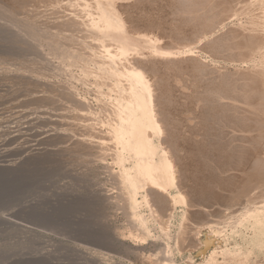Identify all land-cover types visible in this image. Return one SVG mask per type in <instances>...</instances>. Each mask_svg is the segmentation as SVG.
<instances>
[{"label":"bare ground","instance_id":"1","mask_svg":"<svg viewBox=\"0 0 264 264\" xmlns=\"http://www.w3.org/2000/svg\"><path fill=\"white\" fill-rule=\"evenodd\" d=\"M13 1L14 0H3V3L2 2H1L2 4L0 3V9H1V13L3 12L4 15L5 14L7 15L9 13L8 15L11 16V20L10 19L8 20H10L11 22L14 21L12 22V26H14L15 21H16V24L17 23L19 24V25L17 24V26L15 25L16 26V27L14 26L15 28L7 27L9 29V32L12 35H15L19 39V41L17 40L19 43L22 41L24 43L26 42L24 45L26 44L31 45L33 44L34 40L37 41V38L38 40H41L43 38L41 34L44 33L43 35L47 41L44 38L43 39L49 45V46L47 45L49 47V48L47 47L48 48L47 50L50 49L49 51L55 54L54 58H56L57 55H59L58 56L59 58L60 54L64 55L65 56L64 58L66 60H69L70 63H72L73 65L77 62V58H79V60L81 59V57H78L77 55L78 50L68 51L69 48L66 50V48H64L63 42H68V43L70 42L71 43L70 45H72V43L81 44L82 46L85 45L84 47L87 48V50H90L92 53L93 51L96 52L95 53L96 57L94 56L95 59L94 58L92 59L91 55L93 54H90L91 56L90 59L88 58V54L87 55L84 54V57L87 56L89 61L86 59L88 61L87 66H86L85 65L86 61L84 60V64L82 66L85 65L89 69H87L86 67H82L83 71L81 72L84 73L82 74V76L84 75L85 78L90 77V76H94L95 78L96 85H97L96 86L97 92L96 90L93 91V89H91V91L97 93L96 95H97L98 105H99L98 108H94L93 105H91L92 102H89L91 103L89 104L86 100L80 99L78 97L80 94L77 91H75V87H78V86L76 85L74 87L73 85V80H76L77 77H79L77 76L78 74L75 75L72 73L75 70H72V72L67 71V73L68 72L69 73L68 75H65V76L63 75L65 74L63 72L65 70H69V68L62 69L61 71L64 70L63 72L61 71L54 72V71H51L52 69L50 70L48 67L45 68L44 66H42L46 70H41V71L38 70L39 69L37 68L38 65H40V67L42 65V64H38L40 60H43V63L45 64V66L54 64L52 63V60L50 61L51 56L49 55V52L47 50H46L47 52L45 51L48 54L47 55L46 53H44L45 48L44 49L42 48L43 50L39 49V47L37 46L38 43L33 49L35 48L38 49V50L36 49L37 52L35 53L39 57L36 56L35 54H32V55H35V57L38 58L36 60H39V59L40 60L37 61V63H35L36 65L34 63H31L33 65L29 64V66H34V65L37 66L36 70H38V71H33V69H31L34 74L31 80V87H33L36 91V92L35 91L32 92V93L35 92L33 94V99L36 102L46 101L45 103L49 104L48 106L52 107L53 104L50 105V102L48 103V100H50V97H52L51 101L54 102L53 101L55 100V98L53 99V96H54V97H60L59 99H62L59 102L63 101L65 107L71 109L72 111L71 113H73V116L76 111L84 110L83 112L81 111L82 114H84V116L81 115L82 116L81 117L79 113L76 116H80L81 118H83L86 115L87 119L86 118L84 119H86L85 126L87 127V131L84 130L85 134L83 135L82 139H73L74 137L73 138L71 137L72 140H70L69 143H67L68 141H66L67 144L63 143L66 145V148L69 149V151H71L70 153H67L66 155L71 154L72 152H75V153H79L80 155H84L88 158V157H91V155H94L95 154L94 152H96V154L93 157L96 165L104 164V166L107 167V169L109 170L107 171V173L111 172L112 174L113 181L111 182H114L113 185L115 186L114 188H111V189H115L113 191L110 188L105 189L104 187L97 185V187L94 186V187L86 188L87 190L85 189L86 191L85 192L83 191L84 193H77L76 191H73L69 187L70 185L62 186L61 191L59 193L62 195H69L70 197H73L77 203L80 202L81 206H79V210L81 209V211L85 212L87 209L86 207H88L89 203L92 204L93 206H95L97 203H98L97 205H103V206H106L107 204L115 203L118 206L117 209L124 211L126 213V216L128 217V220L130 219V221H132L133 225L136 228L143 231L142 233L145 236L151 235L148 228H149V225L151 224L150 221L153 220L155 223L159 224L158 228L161 225L163 236L165 238H168L170 240L171 238L172 239L174 238L176 239L175 241L182 242L183 240H185L184 238L189 234L188 229H190L187 227L188 225L186 221L189 222V225H191L192 223L195 224V222L192 221L193 219L192 217L195 216L194 219H196V217L198 218V215L200 214L210 215L212 211L217 208L216 207L217 205L223 206L224 204H226L224 203L223 205H219L221 201H224L223 199H221V196L224 195L222 194V192L224 191L221 192V190L227 189L228 187L227 184L229 182L228 180H231L229 179V177L233 176L234 174L237 177V174L234 173L231 176L230 175L226 176L224 174V177H220V176H223L221 175L222 173H227L229 171L236 172L237 170H240L241 172H244V173L246 172V174L248 175L247 178L250 184H251V180L255 176H259V177L261 176L260 177L261 184H264V151H263L264 149L261 152H257V153L255 152L256 154H253L252 150L250 149V148L256 149V145H259L258 142L261 143V141L264 140V0H159V3L162 4L163 6L164 5L169 6L167 7L168 9L170 8V10L168 11L169 12L168 16L170 15L171 18L174 17V19H176V21L175 20H174L175 22L172 21L173 23L171 24L172 25L171 28L176 31L174 32L175 34H172V36L176 35L178 30H180L178 34H181L180 32H184L187 30L189 36L191 35L190 38L184 39L183 37V39L186 40L185 41L186 44H183L184 40L182 42L180 41V43H182L181 47L179 43H178L179 47H176V46L167 47L164 45H160L162 44L163 40L158 42V39L160 37L158 38L156 36V38L153 39L152 34L149 35V38L152 37L150 41L146 39L144 40L143 36H140V38H138L139 36L136 37L138 34L145 33L146 31L143 32L142 29H139V31H142L139 33V31H137V28L136 29L133 28V30L131 29L133 19L131 20V25H130L127 15L124 14L126 16L124 17V15L120 12V7L122 6L123 3L120 4L119 0H118L119 2L117 0H82V1L76 0L75 2H72V5L73 3L75 4L77 2L78 4L79 2H81L80 4L77 5V8H78L77 10H79V8H81L79 11H82L84 9L86 10L85 12L83 10L85 14H83V12L82 13L73 12L75 9H73L71 12H68V11L66 12L64 10H61V11H64V13H60L61 12L59 11L60 9L57 10L56 6H55L56 8L54 7L51 8L49 4H48L49 7L46 6L47 3L53 4L54 1L55 3L56 2L58 3L62 0L60 1H56V0L54 1L53 0H15L14 1L15 4L20 3V6L24 7L23 9H25V13L26 11H29V9L31 10V15L33 16V19L31 20V22L29 21L30 22L29 24L18 21L17 18L19 19L20 17H16V15L13 14L12 12L13 9L12 11L9 9L11 8L9 6L13 4ZM69 5H70V0H69ZM15 6L20 8L18 4ZM65 8H68V7H65ZM92 8L95 9L98 14L96 12L94 13L95 10H93ZM21 9L22 8H20V10ZM23 9H22V12H23ZM158 9L160 10V8ZM20 10H19V13L21 15ZM91 11H93V13ZM155 12L153 14H155ZM163 12H166V11H163ZM3 13L0 14L2 15L0 17L1 19L4 17ZM94 14L96 15L94 16ZM8 15L6 17H8ZM98 15L100 16L98 17ZM12 16H14V18ZM138 16H141V14H139ZM150 17H152L153 19V15ZM26 18L23 17V19L25 20ZM146 18H148V16L145 17V19ZM232 18H235L234 20L235 22L237 20V22L236 23L234 22L233 26L231 25L232 27L229 26L230 28L228 27L224 31L223 28L225 27V23L227 22V20H230V19L232 20ZM23 19L22 21H25ZM4 21H5V17H4ZM148 23L149 22H147V24ZM150 24H152V22H150ZM153 25H155V23H153ZM0 26H4V24L0 23ZM41 27L43 28L57 27V28L56 29L54 28V30L56 31H54L53 35L51 36L49 35L51 33H48V32H43V31L38 32L39 31L38 28L41 29ZM153 27L156 28L157 26H153ZM134 29L137 31V35L136 33H134L136 36L132 33ZM143 30H145V28H143ZM159 30L157 29V31ZM218 30H221L220 33L216 32ZM148 31L153 32V30L151 29L147 30V32ZM163 32L165 31H162V33ZM159 35H161V33H159ZM177 35L176 37H178ZM165 36L167 35L165 34ZM39 37H41V39ZM11 38L9 40H11ZM85 38H87L88 40ZM172 38L174 39L175 37H172ZM179 38H181V36ZM175 39L177 40V38ZM175 39L174 41H176ZM187 39H190V41L194 40L195 42L196 41L201 42L200 47L202 49L205 48L204 51L206 50L208 54L211 53L210 56L212 57V61L222 58L225 60L227 59L228 61H231V62L238 63V61H243L244 63L247 62L248 64L250 62V65L252 63L253 65L251 68L253 70V72L251 71L252 74L251 72L249 73L250 77L248 76V74H245L249 71L250 69L249 67H246L248 69L247 72L240 73L241 71H239V69L242 67L238 68L237 66L238 70L235 69L236 73L233 71H230V72L231 73L233 72L232 74L234 73L238 74V76L236 75L235 77L234 75L233 78L232 77L230 78L229 76H232V74H230L229 71L226 70L227 68L225 69V72L227 73H224V70H222V68L218 65V63L217 65H213V66L211 65L213 67L212 68L210 65L208 66L207 62L204 61L203 59V62L205 63H201V64L203 65L207 64L208 68L212 69L213 71L212 73L217 71L216 73L218 74L213 75L210 72L211 69H208L207 66L204 67L201 64H198L201 62V61L197 62V60L200 59V57H198V59L196 60L197 57L194 56V55H197V53L194 54V49L197 46L195 45L192 46L191 44L192 42L188 44L187 41L189 40ZM169 40L165 41V43L167 42L170 43ZM108 42L110 45L114 43L115 47H112L110 49L111 46H114V45H111L109 46V48H107ZM6 44H10V43H6ZM20 44H23V43H20ZM202 44H203V47L201 46ZM11 46H14V45L11 44L10 47ZM16 46H20V45H16ZM76 46L77 45H74V49H76ZM71 47L70 49H73ZM25 48H22V49H25ZM77 48L79 49V47ZM98 48L100 49L98 50ZM201 48H200V51H201ZM62 49H64L65 52H63L64 50L62 51ZM28 50H32V49H28ZM28 50H26L27 54H28ZM233 50H236V52L238 50L237 53L238 54L240 53V55L236 57L234 56V54H231ZM228 52L230 53L228 54ZM190 54L191 55L193 54L194 57L191 56ZM187 55H189L190 58L193 57V59L196 61L195 64L193 63L194 61L192 62L193 64V65L191 64L192 67L189 66L191 67V69L188 68L190 71L186 70L187 68H182V66H185V65L182 64L181 58L178 61H173L174 57L179 58L180 56H183L185 58V56L187 57ZM27 56L28 55H26V57ZM159 56L160 57L162 56V58L165 57L168 62L166 63L168 67H164L166 68L165 70H167V73L165 72L166 76H162L160 72L161 70L159 71L160 68L158 66L160 65V63L158 64L156 60V58L159 60L158 58ZM35 57L31 58V60L35 59ZM82 57H83V54H82ZM29 58L30 57H28V60ZM187 60H189L190 62V59H187ZM58 61L60 62L59 59ZM80 61L83 62V60H80ZM80 61L78 62L80 63ZM191 61H192V58H191ZM217 61H220V60H217ZM25 62H27V60ZM61 62L63 64V61ZM90 62L93 63V66L96 65V67L91 68V66L88 64ZM208 62L210 63L211 61H208ZM162 64L166 65L165 63H162ZM189 64L190 63H188V65ZM57 67H55V70L59 69V68L57 69ZM61 67L64 68V66H61ZM97 67H98L97 70L93 69V68L96 69ZM186 67L188 66L186 65ZM162 70L164 69L162 68ZM241 70H244V69H241ZM209 72L211 74H209ZM31 74L32 73H30V76ZM172 75L174 76V78ZM82 76H81V81H83ZM170 76H172V79H173L172 82H170L171 80L169 81L167 80L168 77L171 79ZM182 76L184 77V79L189 78V81L188 82L185 81L186 83H184V81H182L181 79ZM185 76H189V77H185ZM251 76H253L252 78L255 81H258V84L256 83L257 85L254 84L255 82L251 78ZM238 77L239 79H237ZM243 77L246 80L241 81ZM249 78H251L252 81L251 79L249 80ZM238 80H240V82L237 83L236 81ZM247 80H249V83ZM243 81H246L247 85ZM251 82H253V85L251 84ZM243 85H244V88H243ZM84 92H87V91H84ZM38 93H41V94L37 95ZM77 93L79 95H77ZM46 96L49 97V99L47 98L48 100L45 99ZM85 98L87 97L85 96ZM95 98L93 99L96 100ZM42 99H44L45 101H43ZM55 101H58V100H55ZM59 102L58 103L55 102L57 103V106H59L60 104ZM42 105L43 106L39 105V108L45 107L43 103ZM64 105H61L62 107L60 106L61 113L63 112L62 109H64L63 107ZM55 106H53L54 109L57 108ZM39 108H37L38 111H39ZM49 108L47 107V109ZM41 111L43 112V110ZM56 111L53 112V114L57 113ZM68 111L69 110H67V112ZM67 112H64L65 116L67 115L65 114ZM50 116L52 115L50 114ZM50 116L48 117L51 118ZM61 116H63V114ZM63 118L61 117V119ZM72 119L73 118H70L68 119V121L63 119L65 122H63V120L60 122H63L65 126L67 125V122H68V125L70 126L69 121ZM75 119H78V118H75ZM47 120H50V119H47ZM43 121L45 122V119H43ZM78 121L80 120L78 119ZM33 122H35V120ZM49 122L50 121L46 123L48 124ZM54 122H57V121L54 120ZM39 124L41 123L38 122V125ZM51 124L52 123L48 125H51ZM73 125L74 124H72V126ZM80 125L82 124L80 123ZM80 125H78L77 130H76V127L74 128L73 126L75 131H79V129L82 131V129L79 128L81 127ZM60 126H61V123H60ZM63 128L65 129L64 126ZM67 129L70 130V127ZM34 130H36V128ZM59 130L61 131V133L64 132L61 130V128ZM71 131H72V128H71ZM50 132H52V130H50ZM54 132L56 133L57 131H54ZM76 133H73V134L76 135ZM73 134L71 136H74ZM45 137H48V136H45ZM62 138H65V137H62ZM67 138H65V140H67ZM61 141H64V139ZM56 143L57 142H55L54 144ZM60 143L61 145H63L62 142ZM60 143H58L59 147H60ZM42 144H44V142ZM54 144L52 142V145ZM239 144L242 147H240ZM260 146L261 145H259V147ZM59 147L56 146L57 150L59 149ZM262 147H264V145ZM52 148H48V150L50 151L51 149L52 150L51 152H53V150L55 149H52ZM236 151H238L237 154L239 155V156L236 155L237 157L235 156ZM63 158L61 160H63ZM69 158H72V157H69ZM78 158H76L77 161L79 160ZM246 160L247 162L249 161L251 165L249 167V170L243 171V168H242L243 166L241 167V164L242 165L245 164L242 162ZM56 161H59V160H56ZM82 161H85V159ZM90 161L91 160H89L90 164L88 165L92 164ZM79 162H78V165H79ZM73 164L74 163L72 161L71 165ZM48 166L50 165L48 164ZM63 166L64 165H62V167ZM68 166L69 165H67L66 168ZM70 167H68V169L66 170V176L71 177V178L76 177L73 167L71 168ZM82 171L84 170L81 169V172ZM86 173L88 172L86 171ZM83 175L87 176L86 174H83ZM100 177H98V179ZM112 178H110L109 181ZM255 178L256 179H254V181L256 180L255 182L257 183V180L259 181V179H257V177ZM236 179H238V177ZM244 179L247 181L246 177H244ZM233 180H231L230 182L232 183ZM225 181H228L227 184L225 183ZM98 182L100 183V181ZM221 184L222 185L226 184V185H223L226 187L223 188ZM230 186H233V185H229V187ZM111 187H113L112 184H111ZM235 187L237 188V186ZM248 187L249 185L246 184L244 186L243 191L245 192ZM261 187H263V185ZM250 188L252 189V187ZM257 188H258V185H257ZM261 191H259V193L263 192ZM228 192H229V188L227 189V193ZM227 195H229V193L226 194L225 197H227ZM248 195L250 194L248 193ZM245 196L244 198H246ZM260 197L262 198V196ZM253 201L255 202V200ZM43 203H46V202L44 201ZM178 205L183 206L182 221L181 223H179L180 225L178 224L179 227L177 226L178 230L176 229L177 230L176 233H172L171 224H172L173 218L175 217V212L177 210ZM228 205L229 204H227L226 206ZM144 208L149 210V214L142 212ZM101 209L102 211H105L103 210V208ZM34 210H37V208ZM93 210L94 209H92V211ZM113 210L114 209H112V211ZM118 210H116V212ZM244 212L245 213H243V216L239 220L238 225L240 224L242 226L243 225L245 226L247 224H252V226H255L258 229L256 243L258 246H260V248H264V200L263 201L261 200V204L254 203L252 207L245 209ZM59 214H57V217L59 216ZM228 215H231V214H228ZM202 216H201V219L203 218ZM212 217H213V214H212ZM225 218L227 219V216ZM203 219H205V216ZM208 222H206L205 224L209 226H206L205 228L200 226L201 229H197L198 233H196V235L198 234L199 239H201L203 242L209 245L217 238V236L215 237L213 233L219 232L220 234L221 232L224 231L223 230L224 228H222V226L220 225L221 222L217 223L218 222L217 221L216 222L217 224H214V222L213 224H211L212 221H210L209 222L210 224H208ZM201 225H203V223ZM197 228H199V226ZM193 230H192V234L194 232ZM185 233H186V236H184ZM198 237L196 238L198 239ZM191 240L193 241V239ZM196 241H199V240H196ZM176 246L179 247L178 245ZM193 247H190V248H193ZM167 248L170 249L171 247H167ZM163 252H167V251L165 250ZM168 253L170 254V251ZM160 254L161 252L159 251L158 256H160ZM168 257H170V255H168ZM164 258L167 259V257H164ZM211 259L209 260V262L211 261ZM159 260H157V262ZM163 260L165 261V259ZM167 262L172 263L174 262V260L172 261L170 257L168 258ZM242 264H245V261L242 262Z\"/></svg>","mask_w":264,"mask_h":264},{"label":"rangeland","instance_id":"2","mask_svg":"<svg viewBox=\"0 0 264 264\" xmlns=\"http://www.w3.org/2000/svg\"><path fill=\"white\" fill-rule=\"evenodd\" d=\"M14 1H13V4L9 6V7H11L9 9L11 11L13 9V11H12L13 14H15L16 17L21 18V19L17 18L18 21H20L22 23L24 22L26 24L27 23L29 24L31 22V20L33 19V16L31 15V10L29 9V11H26V13H25V9H23L24 7L20 6V3L15 4ZM56 1H60V0H56ZM62 1H63V3H62ZM62 1H60L58 3L56 2L57 4L54 1L53 4L51 3L52 5L50 3H47L46 6L47 7L50 6L51 8L57 7V10L60 9L59 11L64 10L66 12L67 11L71 12L73 9H75L73 12L82 13L84 10L83 9L82 11H79L81 8H79V10H77L78 9L77 5L81 3L79 1H78L79 2L78 4L76 2L75 4L73 3V5H72V2H75L76 0H74V1L70 0V5H69V0H62ZM80 1H82V0H80ZM119 1L118 2L120 4L121 3L124 4V5L122 4V6L120 7V12L123 15L124 14L127 15L130 25H131V20L133 19L131 29L133 30V28H135V29L137 28V31H139V29H142L143 32L146 31L145 33H142L144 35H142V34L137 35V31L134 29V31L132 33L133 34L136 33L137 36L134 34L136 37L139 36L138 38H140V36H143L144 40L146 39V40L150 41V39H152V37L154 39L157 36L158 38L160 37L159 38L160 40L158 39V42L163 40L162 44H160V43L159 44L167 46V47H175V46L179 47L178 43L181 47L182 43H180V41L182 42L184 39L190 38L191 35L189 36L187 30L184 32H180L181 34H178L180 31V30H178L176 33V35L178 34L177 35L178 37H176V35L172 36V34H175L174 32H176V31L171 28L172 27L171 24L173 23L172 21H174V20L176 21V19H174V17L171 18L170 15H169L170 17L168 16V14H169L168 11L170 10V8L168 9L167 7H169V6L168 5L163 6L162 4L159 3V0H155V1H153V0H145V1H143V0L142 1L141 0H138V1H136V0H128V1L127 0H124V1L119 0ZM1 2L3 3V0H0V3ZM139 3H141V4H139ZM17 4H18V6H20V8L23 9V12H22V9L20 10L19 7L15 6ZM48 4H49V6H48ZM126 4L129 6H127ZM132 5H134V6H132ZM149 5H150V7H149ZM151 6H152V8H151ZM65 7H68V8H65ZM158 8H160V10ZM154 9L157 12H155ZM19 10L21 11L22 16L20 15ZM93 10H95V9H93ZM64 11H61L60 13H64ZM85 11L86 10H84V12ZM142 11H143V13H142ZM163 11H166V12H163ZM84 12H83V14H85ZM91 12L93 13V11H91ZM95 12H96V10L94 11V13ZM126 12H128V13H126ZM154 12H155V14H153ZM2 13H1V9H0V14H2ZM131 13H132V15H131ZM138 13L141 14V16H138L139 15ZM145 14L148 16V18H146V19H145V17H147V16ZM3 15H4V13H3ZM5 15H4V17H5L6 22L4 21V17L2 18L3 20L0 18L3 21L2 22L0 20V23H3L5 26V27L0 26V33H1L0 34V264H147V263L148 264L149 263L150 264H153V263L154 264H156V263L157 264H210V263L213 264L214 262H216L214 264H218V263L219 264H237V263L242 264V262H244V261H245V264H264V248H260V246H258L256 243V239H257V235H258L257 234L258 229L255 226H252V224H247L245 226L244 225L242 226L240 224L238 225L239 220L243 216V213H245L244 212L245 209L252 207L254 205V203L255 204H261V200L262 201L264 200V198H263L264 197L263 196L264 195V189H262V188H264V184H261V181H260L261 176L260 177L255 176V177H257V179H259V181L257 180V183H256L255 182L256 180L254 181V179H256V178L254 177L251 180V184H250V182L247 178L248 175L246 174V172L244 173V172H241L240 170H237L238 172L237 171L236 172L235 171L234 172L229 171V172H227L228 174L222 173L221 175H223V176H220V177H224V174L226 176H229V175L231 176L234 173H236L237 177H238V179H236L237 177L235 174L233 175L235 177H233V176L229 177V179H231V180H233L234 178L236 179V180L234 179L235 181L233 180L234 182L232 181V183L230 182L231 180H228L231 184L228 181H225L226 184L228 182L227 189L229 188V192H228L229 195H227V197H225V195L228 194L227 189H222L221 192L224 191V192H222V194H224V195L221 196V199H223L225 202L220 200L221 203L219 205H223L224 203H226V204H224L223 206L217 205L216 207L218 209L215 207L216 209L214 208L215 210H213L210 215L200 214V215H198V218L196 217V219H194L195 216L192 217L193 218L192 221H194L195 224L190 223L191 225H189V222L186 221V223L188 225L187 227L190 229H188L189 234L186 232L188 234L187 236H186V233L184 234V236H186V237L184 238L185 240H183L182 242H177V241H175L176 239H174V238L173 239L171 238V240L168 238H165L163 236L161 225L158 228L159 224L155 223L153 220L150 221L151 224L149 225V228H148L151 235L145 236L142 233L143 231L136 228L133 225L132 221H130V219L128 220V217L126 216V213L124 211L117 209L118 206L115 203L107 204L106 206L97 205L98 204L97 203L95 205L96 207L89 203V205H88L89 208L86 207L87 208L86 211L83 212V211H81V209L79 210V206H81L80 202L77 203L76 200H74V198L70 197L69 195L60 194L59 192L61 191L62 186H65V185L66 186L70 185L69 187L73 191H76L77 193H84L87 190L86 188L94 187V186L97 187V185L102 186L105 189H107V188L111 189V188H114L115 186L113 185L114 182H111V181H113L111 172L107 173V171H109L107 169V167H105L104 164H99V165L97 164L96 165V163L94 162L93 157L96 154V152H94L95 154L93 153L94 155H91V157H88V158L84 155H80L79 153H75V152H72L71 154L66 155L67 153H70L71 151H69V149H67L66 145L63 143H66V141H68L67 143H69V141L72 140L73 137H74L73 139H82L83 135L85 134V131H87V127L85 126V123H86L85 121L87 119L86 115H85V117L81 118L82 117L81 115L84 116V114H82V112L84 110L83 111L81 110L82 112L76 111L74 114V116H75L74 117L73 113H71L72 112L71 109L65 107L63 101L59 102L60 100H62V99H59L60 97H54L53 96V99L55 98V100H58V101L53 100L54 102L51 101L52 97H50V100H48L49 97H47V96L45 98V99L48 98L47 100H48V103L50 102V105L53 104V106H55V104H56L55 107H57V108H55V109L53 106L52 107L48 106L49 104H46L45 103L46 101L44 99H42V100L45 102H41V101L36 102L33 99V94L36 91L33 87H31V80H32V76L34 75L31 69H33V71H38V70L41 71V70H46L45 68L48 67L50 70L52 69L51 71L59 72L62 69H66V68L68 69L69 68V70H65V71L63 70L64 72L61 71V72L65 73V74H63L64 76L68 75L69 72L67 73V71L72 72V70H75L72 73L75 75L78 74L77 76H79V77H77L78 81H77V79L73 80V85H74V87L76 85L78 86V87H75V91H77L80 94L79 95L77 93V95H79L78 97L80 99L86 100L88 103L92 102V104L91 103H89V104L93 105L94 108H98L99 105H98V99H97V95H96L97 94L96 93L97 92V90H96L97 85H96L95 78H94V76H90V77L85 78L84 75L82 76V74H84V73L81 72V71H83L82 67L87 66V62L89 61L91 56H92V59L93 58L95 59V57H96L95 53L96 52L93 51V53H92L90 50H87V48L84 47L85 45L82 46L81 44H77V43H72V45H70L71 44L70 42L69 43L63 42L64 48H66V50L68 48H69L68 51L69 50H71V51L72 50L73 51L78 50L80 53L77 51V53H78L77 55H78V57H81L80 60H83V62H81L79 60V58L76 57L77 62L80 61V63L78 62V64H77V62H76L73 65L72 63H70L69 60H66L64 58L65 57L64 55H61V54H60L59 58H58L59 55H57V57L55 56L56 58H54L55 54H53L51 51H49L50 49L47 50L49 48L48 47L49 45L45 42L46 39L43 35L44 33L41 35L43 36V38L45 40L43 38H42L43 40L41 39L42 36L39 37L41 40H38V38H37V41H39L40 43L34 40L33 44H31L33 46H31L29 44L24 45L26 42L24 43L22 41L20 43H23V44H20L18 42L19 39L15 35H12L8 29V28H15L18 23L16 24V21H15L14 26L15 25L16 26L15 27L12 26V22H14V21H12V22L10 21L11 16L8 15V17H6L7 15L6 16ZM18 15H20V16H18ZM95 15L96 14H94V16ZM125 15H124V17H126ZM142 15L145 17H143ZM152 15H153V19H152V17H150ZM1 16L2 15H0V17ZM99 16L100 15H98V17ZM12 17L14 18V16H12ZM16 17H15V19H16ZM23 17H25V18L27 17L26 20L23 19ZM165 17H167V18H165ZM8 19H10V20H8ZM22 19L25 21H22ZM234 19L235 18H232V20L230 19L231 21L227 20L228 23L227 22L225 23V27H224L225 29L223 28L224 31L229 26H231V25L233 26V24L235 22ZM147 22H149L148 23L149 25L147 24ZM150 22H152V24H150ZM236 22H237V20H236ZM7 23H9V24H7ZM153 23H155V25H153ZM151 25L157 26L158 28L157 27L156 28L158 30L161 27L162 28L159 31H157V29ZM167 25H169V26H167ZM226 25H227V27H226ZM149 27L155 33H153L152 31L147 32V30H150ZM152 27H153V29H152ZM45 28L41 27V29H43V30L38 28V30H39L38 32H40V31L48 32V33H51L49 35L52 36L53 32L56 31V30H54V28L56 29L57 27H54V28L45 27ZM143 28H145V30H143ZM169 28H171L172 30ZM48 29H50V30H48ZM142 31H139V33ZM162 31H165L166 33L165 32L162 33ZM218 31H216V32L220 33L221 30H218ZM146 33H148V34H146ZM159 33H161V35H159ZM150 34H152V37L149 38ZM165 34L167 36H165ZM170 34L172 37L177 38V40L174 38L176 40V41H174V39L170 36ZM154 35H155V37H154ZM179 35L181 36V38H179L180 37ZM162 36H164V37H162ZM183 37H184V39H183ZM10 38H11V40H9ZM85 39H87V38H85ZM172 39L174 42L172 41ZM168 40L170 41L171 44L169 42H167L168 44L165 43V41H168ZM187 40H189V41H187L188 44H190L192 42L191 43L192 46L193 45L197 46L194 49V54L197 53V55H194V56L197 57L196 60L198 59V57H200L201 60L198 59L197 62L198 61L199 62L201 61V62L198 64L205 63V62H203V59H204V61L207 62L208 66L209 65L210 66L211 65L212 66L217 65V63H218V65L222 68V70H224V73H227V72H225L226 68H227L226 70L229 71L230 74H232L233 72L238 70V68H240V67H242L239 69V71H241L240 73L247 72L248 69L246 67H249L250 69L245 74H248V76H249V73L251 71L253 72V70L251 69L253 65H252V63L250 65V62H249V64L247 62H245L246 63V65H245V63L243 61H238V63H237V62H231V61H228L227 59L225 60L222 58L217 59L220 61L214 60L215 61L214 62V61H212V57L210 56L211 53L209 52L210 54H208V52L206 50H205L206 52L204 51L205 48L202 49L200 47L201 42H198V41L195 42L194 40L190 41V39H187ZM31 41H33V40H31ZM185 41L186 40L183 41L184 42L183 44H186ZM5 42L10 43V44H6ZM37 43H38V45H37ZM110 43H112V42H110ZM11 44L14 46L10 47ZM65 44H66V46H65ZM16 45H20V46H16ZM36 45L41 50H43L45 48L44 53H46L47 51L49 52V55L51 56L50 61L52 60V63H54L55 65L51 63L52 65L45 66V64L43 63V60H40V59H39L40 61L36 60L38 58L35 57V55L36 56H38V55L35 52H37L38 49L37 48L33 49ZM74 45H77L76 49H74ZM111 45H114V43H112ZM111 45L108 42L107 48H109V46H111ZM69 46L70 47L72 46L71 48H73V49H70ZM201 46L203 47V44ZM21 47L22 48L26 47V48L22 49ZM27 47H28V49H32V50H28ZM30 47H32V48H30ZM77 47H79L80 50ZM112 47H115V45L111 46L110 49ZM197 48H199V49H197ZM200 48H201V51H200ZM99 49L100 48H98V50ZM102 49H103V47H102ZM26 50H28V54H27ZM63 50L64 49H62V51ZM113 50H115V49H113ZM32 51H34V52H32ZM63 52H65V50ZM235 52H236V50H233V52L231 54H234V56L238 57L240 55V53L239 54L237 53L238 50L236 53ZM81 53L83 54V57H82ZM229 53L230 52H228V54ZM32 54H35V55H32ZM79 54H81V55H79ZM84 54L85 55L88 54L89 59L87 58V56L84 57ZM90 54H93V55L90 56ZM26 55H28V56L26 57ZM22 56H23V58H22ZM191 56H193V54ZM28 57H30L29 60H28ZM34 57H35V59L31 60V58H34ZM187 57L185 56L186 59L183 56H180L179 58L174 57L173 61H178L181 58L182 64L185 65V66H182V68H187L186 70L190 71L189 69H191V67H192L191 66L192 62L194 61L193 63L195 64L196 61L193 59V57H191L192 58V61H191V58L189 57V55H187ZM57 58L60 60V62L58 61ZM158 58H159V60L157 58H156V60H157L158 64L160 63V65L158 66L160 68L159 71L161 70L160 72H161L162 76H166L165 72L167 73V70H165L166 68H164V67H168V65L166 64L168 62H167L165 57L162 58V56L161 57L159 56ZM187 59H190V62ZM4 60H6V61H4ZM26 60H27V62H25ZM84 60L86 61L85 62L86 66L85 65L82 66L84 64ZM9 61H11L13 64ZM37 61H39L38 64H42L41 67L38 64H37L38 67L35 66L36 65L35 63H37ZM54 61H56V62H54ZM61 61H63V64ZM75 61H76V59H75ZM208 61H211L212 63L211 62L209 63ZM27 63H28V65H27ZM31 63H34L35 65L29 66V64L33 65ZM68 63H69V65H68ZM162 63H165L166 65H163ZM188 63H190V64L188 65ZM88 64L91 66V68L96 67V65L93 66L92 62H90ZM207 64H204V65L201 64V65L205 67V66H207ZM60 65L64 66V68L61 67ZM66 65H68V66H66ZM77 65H78V67H77ZM89 65H88V67H89ZM161 65H163V66H161ZM186 65L188 67H186ZM42 66H44L45 68ZM189 66H191V67H189ZM208 66H207V68H208ZM237 66H238V68H237ZM33 67H35V68H33ZM36 67L39 69L36 70L37 69ZM55 67H57V69L58 68L59 69L61 68V69L55 70ZM231 67H232V69H231ZM243 67H245L246 69ZM42 68H44V69H42ZM70 68H71V70H70ZM162 68L164 70H162ZM87 69H89V68H87ZM93 69L97 70L98 67L96 69L95 68H93ZM208 69H211V68H208ZM241 69H244V70H241ZM90 70H92V69H90ZM230 71H233V72L231 73ZM210 72L211 73L213 72L212 69L210 70ZM210 72H209V74H211ZM216 72H214L212 74L217 75L218 73H216ZM252 72H251V74H252ZM30 73H32L31 76H30ZM235 73L229 77L233 78L234 75H235V77H236V75L238 76V74H235ZM241 75H243V74H241ZM81 76H82V80L84 82L81 81ZM172 76H170L171 79L168 77L167 80L168 81L171 80L170 82H172L173 81ZM185 77H189V76H185ZM252 77L253 76H251V78ZM173 78H174V76H173ZM251 78H249V80ZM181 79H182V81H184V83L189 81V78L184 79L183 76ZM237 79H239V77ZM252 79H251V81H252ZM86 80H88V81H86ZM242 80H246V79H244V77H243V79H241V81ZM249 80H247L248 83H249ZM85 81L87 82V84ZM89 81H90V83H89ZM236 82L238 83V82H240V80H238ZM243 82H245V84L247 85L246 81H243ZM254 82H255L254 84H256V83L258 84V81L254 80ZM251 84L253 85V82H251ZM246 87H248V86H246ZM243 88H244V85H243ZM91 89H93V91L96 90V92H92ZM33 91H35V92L32 93ZM84 91H87V92H84ZM39 94H41V93H38L37 95H39ZM85 96L87 98H85ZM95 96H96V98H95ZM93 98H95L96 100H94ZM55 102H57V103L59 102L61 105H64L63 106L64 109H62L63 110L62 113L60 112V109L62 106L60 104H59V106H57V103H55ZM42 103L44 104L45 107L39 108V105L43 106ZM94 104H96V105H94ZM33 106H35V107H33ZM47 107L48 108L51 107V108L47 109ZM58 107H60V108H58ZM37 108H39V111L37 110ZM65 108L69 111L67 112V110ZM35 110H37V111H35ZM41 110H43V112ZM54 110L55 111L57 110L56 111L57 113L53 114V112H55ZM64 112H67V113H65V114H67L66 116L64 115ZM69 113L72 116H70ZM78 113L80 114L81 117L76 116V115H78ZM84 113H86V112H84ZM50 114L53 117L50 116ZM62 114H63V116H61ZM33 115H34V117H33ZM48 116H50L52 118V120ZM61 117L62 118L64 117L63 119L66 121H68V119H70V118H73L72 119L73 121L70 120L72 122L69 121L70 126L68 125V122H67L68 126L67 125L65 126V124L63 123L65 121L63 119H61ZM75 118H78L80 121H78V119H75ZM84 118H86V119H84ZM43 119H45V122L43 121ZM47 119H50V120H47ZM34 120H35V122H33ZM54 120L57 121L58 123L54 122ZM62 120H63V122H60ZM48 121H50L48 124H50V123H52V124L48 125L46 123ZM38 122L41 123V124H39L40 126L38 125ZM75 122H76V124H75ZM60 123H61V126H60ZM71 123L74 124L73 126H74V128L76 127V130L78 128V125H80V123H81L83 126L80 125L81 127H79V128H81L83 132L80 129H79V131H75V129L73 128ZM42 124L45 128L42 126ZM53 125H54V127H53ZM63 126L65 127V129L63 128ZM69 127H70V130L67 129ZM35 128H36V130H34ZM46 128L49 130H47ZM53 128H55V129H53ZM60 128L62 131H64L63 132L64 135L59 130ZM71 128H72L73 133L77 132L76 135L72 133ZM50 130H52V132H50ZM36 131H38V132H36ZM54 131H57L58 133L57 132L55 133ZM81 133H83V134H81ZM57 134H59V135H57ZM72 134L74 136H71ZM60 135L62 137H65V138L68 137L67 140H65V138H62ZM45 136H48V137H45ZM49 136L51 139L49 138ZM51 136L54 138H52ZM63 139H64V141H61ZM45 141H46V143H45ZM43 142H44V144H42ZM52 142H53V144L55 142H57L56 143L57 145L56 144H54L55 146L52 145ZM60 142H62L63 145H61ZM58 143H60L61 148L59 147ZM263 143H264V140H262L261 143L258 142V144L261 146L259 147V145H256L257 150L254 148H250L252 150V153L256 154L257 152H261L264 149V147H262L264 145ZM56 146L59 147L58 150H57ZM257 146L259 147V149ZM52 147H54V148H52ZM240 147H242V146L240 145ZM48 148H52L55 150H53V152H51L52 150L50 149V151H49ZM43 149L46 151H44ZM64 152H65V154H64ZM237 153H238V151H236L235 156L236 155L239 156ZM60 154L62 155V157ZM75 155H77V156H75ZM67 156L72 157L73 159L69 158ZM81 156H83V157H81ZM78 157H80L82 160L85 159V161H82ZM236 157H235V159H236ZM62 158H63V160H61ZM76 158H78L79 160L77 161ZM56 160H59V161H56ZM86 160H88V161H86ZM89 160H91L90 161L92 163L91 165H88V164H90ZM68 161H69V163H68ZM72 161L75 164V165L73 164L74 166L71 165ZM78 162H79V165H78ZM248 162H247V160L242 162V163H245L243 165L241 164V167L243 166L242 167L243 171L249 170V167L251 164H250V162L248 164ZM48 164L50 166H48ZM61 164L64 166L62 167ZM67 165H69L68 167H70V166L73 167V169L75 171V176L77 178L76 177L71 178V177L66 176V170L68 169V167L66 168ZM60 167H62L63 169ZM104 168H105V170H104ZM59 169H61V170H59ZM81 169L84 171L81 172ZM57 171H59V172L61 171V172L59 173ZM86 171L88 173H86ZM83 174H86L87 176H85ZM81 175L83 178L81 177ZM98 177H100V178L98 179ZM244 177H246L248 182L244 179ZM106 178H107V180H106ZM110 178H112V179L109 181ZM96 179L98 181H100V183ZM88 181H89V183H88ZM91 181H93V182H91ZM252 181L255 183H253ZM78 183H80V184H78ZM245 183L247 185H249V187H248L249 189L247 188L246 191L244 192L243 189H244V186L246 185ZM111 184L113 187H111ZM226 184H223V185H226ZM229 185H233V186L229 187ZM251 185H253L254 187ZM257 185H258V188H257ZM262 185H263V187H261ZM235 186H237V188ZM73 187H74V189H73ZM224 187H226V186H223V188ZM250 187H252V189ZM111 190L113 191L115 189H111ZM259 191H261L262 193H259ZM248 193L251 196L248 195ZM260 194H262V195H260ZM252 195H254V196H252ZM259 195L262 196L263 199ZM244 196L246 198H244ZM247 196H249L250 198ZM224 197H225V199H224ZM58 198H59L60 202L63 204H61L59 202ZM251 200H252V202H251ZM253 200H255V202ZM44 201L47 204L43 203ZM227 201H229V202H227ZM244 203H246V204H244ZM38 204H39V206H38ZM227 204H229V205L226 206ZM34 205H36V206H34ZM100 207L103 208V210H105V211H102V209ZM224 207H226V208H224ZM36 208L38 211L34 210ZM40 208L43 210H41ZM231 208H232V210H231ZM92 209H94V210L92 211ZM112 209H114V210L112 211ZM223 209H225V210H223ZM116 210H118V211L116 212ZM182 210H183V206L178 205L177 210L175 212V217L173 218L172 224H171V232L172 233H176V231L178 230V227L180 225L179 223H181V221H182ZM219 210H221V211H219ZM142 212L149 214V210H147L145 208L142 210ZM213 212H215V213H213ZM217 212H219V213H217ZM227 213L231 214V215H228ZM57 214H59L58 217H57ZM212 214H213V217H212ZM83 215H85V216H83ZM199 216H200V218H199ZM201 216L203 218L205 216V219H203V218L201 219ZM214 216H215V218H214ZM222 216H223V218H222ZM224 216L225 217L227 216V219ZM47 220H49V221H47ZM200 221H202V222H200ZM205 221L206 222L212 221L211 224H213V222H214V224L221 222L220 225L222 226V228H224L223 230L225 231V232L224 231L221 232L220 234H219V232H214L213 234L215 235V237L217 236L218 239L216 238L209 245L206 244L205 242H203L201 239H199L198 234L196 235V233H198L197 229H201L200 226H202L203 228H205L206 226H209V225L205 224L206 223ZM209 222H208V224H210ZM202 223H203V225H201ZM50 224L52 227L50 226ZM153 225H154V227H153ZM191 226L192 227L195 226V227L192 228ZM198 226H199V228H197ZM235 227H237V228H235ZM192 230L194 232L195 231L196 232L195 233L193 232V234H192ZM87 232H88V234H87ZM157 235H158V237H157ZM193 237H195V238H193ZM196 237H198V239ZM191 239H193V241ZM195 239L199 240V241H196ZM186 240H188V241H186ZM190 241H191V243H190ZM186 243H188V244H186ZM176 245H178L180 248L177 247ZM196 245H197V247H196ZM167 247H171V248L169 249ZM190 247H193V248H190ZM165 250L167 252H163ZM225 250H227V251H225ZM159 251L161 252L160 256H158ZM169 251H170V254L168 253ZM168 255H170L172 261L174 260V262H172V263L167 262L168 258H170V257H168ZM171 255H173V256H171ZM238 255H239V257H238ZM156 257H157V259H156ZM164 257H167V259ZM211 257H212V259H211ZM238 258L241 259L242 261L239 260ZM163 259H165V261ZM210 259H211V261L209 262ZM157 260H159V261L157 262Z\"/></svg>","mask_w":264,"mask_h":264}]
</instances>
